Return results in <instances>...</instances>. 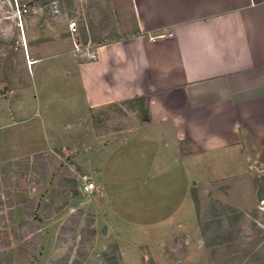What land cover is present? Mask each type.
I'll return each mask as SVG.
<instances>
[{
  "label": "rangeland",
  "instance_id": "374dc122",
  "mask_svg": "<svg viewBox=\"0 0 264 264\" xmlns=\"http://www.w3.org/2000/svg\"><path fill=\"white\" fill-rule=\"evenodd\" d=\"M21 5L27 12L19 15ZM70 20L77 22L81 44L133 30L126 0H54L43 7L40 0H0V71L14 67V87H28L13 115L0 99V264H213L199 223L210 202L221 211L230 206L196 189L197 218L190 192L201 184L229 185L231 202L255 205L243 164L238 161L234 177L231 166L211 155L203 163L198 155L180 159L161 151L155 169L169 165V174L142 170L147 162H141L138 146L125 142L133 139L138 122L134 104L91 114L95 134H103L95 139L84 111L79 121L70 117L68 79L58 59L27 71L21 52L26 44L69 36ZM3 73L0 91L6 92ZM143 153L150 161L151 151ZM83 174L94 184L90 193L80 189ZM256 210L241 221L244 243L264 239V200Z\"/></svg>",
  "mask_w": 264,
  "mask_h": 264
},
{
  "label": "crops",
  "instance_id": "0c3cea01",
  "mask_svg": "<svg viewBox=\"0 0 264 264\" xmlns=\"http://www.w3.org/2000/svg\"><path fill=\"white\" fill-rule=\"evenodd\" d=\"M126 1L133 19L130 33L85 44L77 38L78 52L70 36L26 44L21 52L27 71L57 58L68 79L64 95L70 117L79 121L78 112L84 111L95 139L103 134H95L91 114L145 97L149 119L142 122L137 115L133 139L125 141L138 146L141 162H147L142 170L169 174V165L155 169L154 157L161 151L163 157L180 159L198 155L203 163L211 155L217 164L231 166L234 177L239 161L255 205L231 202L229 185L194 189L244 214L256 209L252 174L264 173V0ZM3 74L7 88L0 91L1 99L13 115L28 87H14V67ZM148 150L150 161L143 153Z\"/></svg>",
  "mask_w": 264,
  "mask_h": 264
},
{
  "label": "trees",
  "instance_id": "16d2710c",
  "mask_svg": "<svg viewBox=\"0 0 264 264\" xmlns=\"http://www.w3.org/2000/svg\"><path fill=\"white\" fill-rule=\"evenodd\" d=\"M54 0H40L46 6ZM134 104L135 112L142 122L148 121V110L145 97L123 102L122 105ZM258 203L264 200V177L253 181ZM190 196L195 215L199 217V200L196 190L191 189ZM215 201L210 202L205 220L199 223V230L204 239V246L210 251L213 264H264V239H253L247 243L241 241V221L246 214L232 207L227 211L220 210ZM256 209L250 212L254 217ZM254 225V224H253ZM106 256V255H104Z\"/></svg>",
  "mask_w": 264,
  "mask_h": 264
},
{
  "label": "built area",
  "instance_id": "2783aa9c",
  "mask_svg": "<svg viewBox=\"0 0 264 264\" xmlns=\"http://www.w3.org/2000/svg\"><path fill=\"white\" fill-rule=\"evenodd\" d=\"M27 12L26 6L25 5H21L19 7H17V13L20 15L25 14ZM67 30H68V34L69 36L72 38L73 40V48L75 51H80V44L79 42H77V36H78V25L77 22L75 20H70L67 24ZM169 36H171V34H169ZM0 99H1V93H0ZM79 183H80V189L82 190V192L84 193H90L94 190V184L91 181V179L86 175L83 174L79 177Z\"/></svg>",
  "mask_w": 264,
  "mask_h": 264
}]
</instances>
